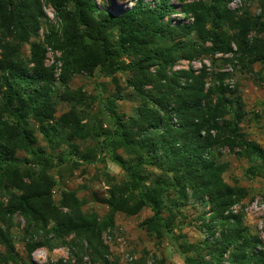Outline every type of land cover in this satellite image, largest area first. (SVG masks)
Masks as SVG:
<instances>
[{
	"label": "trees",
	"instance_id": "16d2710c",
	"mask_svg": "<svg viewBox=\"0 0 264 264\" xmlns=\"http://www.w3.org/2000/svg\"><path fill=\"white\" fill-rule=\"evenodd\" d=\"M100 1L0 0V264H34L35 251L57 247H67L72 264H112L102 236L116 214L143 210L151 216L140 229L168 240L183 264H264V244L242 213L248 192L225 182L228 164L220 161L228 150L250 164L248 178L264 179V149L242 131L244 105L223 71L264 68V0H253L258 15L233 10L236 0H134L116 12L112 0ZM181 62L188 69H176ZM96 74L116 93L91 97L71 88L76 77ZM117 75L136 103L130 115L116 110ZM94 104L109 129L86 123ZM106 157L124 180L106 174V195L92 197L104 216L75 191L55 201L60 167ZM188 209L201 211L197 228L206 234L192 244L180 235ZM15 217L23 222L24 257Z\"/></svg>",
	"mask_w": 264,
	"mask_h": 264
},
{
	"label": "rangeland",
	"instance_id": "374dc122",
	"mask_svg": "<svg viewBox=\"0 0 264 264\" xmlns=\"http://www.w3.org/2000/svg\"><path fill=\"white\" fill-rule=\"evenodd\" d=\"M134 0H112L110 8L114 12L125 7H130V2ZM192 1V0H189ZM97 4H101L100 0H96ZM107 5V0H103ZM245 7L250 14L258 15L259 7L253 0H236L231 8L233 10ZM43 10L50 23H56L52 9L45 6ZM45 27L39 32L41 38ZM52 55H49L47 65L52 64ZM208 68L209 61L203 62ZM192 68L198 70L201 68L199 62L191 64ZM176 69H188V64L181 62ZM224 72L232 73V78L226 81L231 88L237 90L244 105L246 113L245 119L241 124V129L246 137L256 142L264 149V68L255 65L251 71L232 67L223 68ZM126 77L117 75L119 91L122 92V100L116 102V110L119 113L130 115L136 106L133 101V95L125 84ZM109 79H104L101 75L96 74L92 78L84 76L76 77L72 81L71 88H81L91 97L102 93L103 89L107 92L105 96L116 93L117 89L110 84ZM102 85V87H99ZM66 108L62 107L57 116L65 113ZM99 120L103 128H110V121L104 113L100 112V107L94 104L90 117L86 123L94 124L93 120ZM88 148H92L93 143L86 144ZM101 159V156H98ZM220 161L228 164V169L224 175V180L230 185H238L248 192V198L243 202V216L246 227L252 235H256L264 244V179H250L245 175L246 170L250 167L247 160L238 159L235 155L223 150L220 153ZM61 179L56 176L58 185L54 191V199L57 202L60 193L63 191H75L79 198L88 201L87 209L104 216L107 209L93 202V196L101 198L106 195L108 190L105 175L114 177L117 181L124 180V174L109 158L104 159V163H96L94 165H82L77 169L68 164L59 169ZM233 212L239 211V207L232 209ZM200 210L188 209L185 212L187 225L182 229L180 235H184L188 243H196L202 241L206 234L204 231L198 230L196 219L200 216ZM151 216L148 210H143L138 216L126 217L121 214L114 216V228L108 230L103 236V244L109 249V259L112 264H183L180 255L175 247L168 241L163 240L161 243L141 230L140 223ZM12 231L15 236V245L18 253L24 257L26 255L21 229L23 222L19 217H15L12 221ZM179 236V232H176ZM181 241V240H180ZM0 252H3L0 248ZM71 264L74 259L71 258L67 247H57L49 251L47 248H41L32 254V262L34 264H58L59 262ZM87 262V259H84Z\"/></svg>",
	"mask_w": 264,
	"mask_h": 264
}]
</instances>
